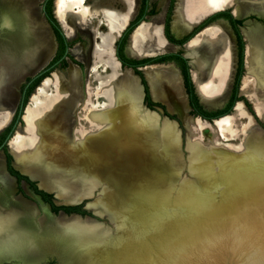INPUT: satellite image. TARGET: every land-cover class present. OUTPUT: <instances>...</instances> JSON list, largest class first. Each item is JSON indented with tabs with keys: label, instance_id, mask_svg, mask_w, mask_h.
<instances>
[{
	"label": "bare ground",
	"instance_id": "obj_1",
	"mask_svg": "<svg viewBox=\"0 0 264 264\" xmlns=\"http://www.w3.org/2000/svg\"><path fill=\"white\" fill-rule=\"evenodd\" d=\"M40 1L41 0H0V11H10L19 14L25 8H29L32 17H34L37 22L33 24L31 38L27 40V42L21 38L19 33L0 34V49L9 48L17 54V56L8 64H0V76L6 71L13 73L15 70L14 74L11 75L10 82L7 86L0 87V130L8 124L13 115L18 98V85L25 77L31 76L41 69L46 62H48L49 58H51L55 49V40L52 31L43 16L38 12L37 5ZM85 1L86 0H52V15L53 18H56L55 20L58 21L59 26L66 31L69 40L73 39L75 30L82 32H88L89 30L90 36H92L90 48L85 52L82 44L75 43L73 44L74 46H71L72 48H70V52L72 57L78 62L80 61V63H84L87 79L99 74L98 72H100V69H103L104 74H107L104 77L106 78L105 80L99 81L95 97L96 99L99 97L104 98V102H107L108 105L105 103L102 104L99 100L95 103H89L88 101L85 105V119L90 123L100 125V130L104 128L109 129V135L117 139L123 135L125 131L123 116L124 113H126L127 105L130 106L132 111H138L141 109L139 85L135 75L129 70L130 68L126 70H123L122 68V71H119L118 61L105 60L101 63L95 62V54H97L99 50V44L96 38H98L99 35L96 31L91 29L88 24L89 22L86 20L90 17L91 10L85 4ZM181 2L182 0H177L174 18L173 16L171 18V22L174 20V29L179 33H182L183 30L186 29L185 27L189 26V24L186 25L183 21L184 17L181 13ZM164 3H166V0H164ZM204 3L210 10H223L226 9L225 7L234 5L231 9H234L233 13L236 17H241L247 12H255L259 15H264V0H204ZM137 8L138 0H133L130 9L124 15H120L114 10H102L109 28L110 40H107V37L103 35L100 37H102V43L104 46L108 45V42L110 44L108 49H104L107 50L106 53H108L109 56H112V38L116 33L122 30L128 20L136 14ZM150 20L151 25L149 28H147V22H140V25L137 24L135 26L137 29L134 28L135 31L133 32V35L131 36L132 32L128 35L126 42L127 48L131 36V44L128 48L129 54L137 56L138 52L136 47L140 40L139 36L146 30H148L150 37L155 41L158 48L159 46L161 48L156 49V52L162 50L165 51V49L169 47L165 39L161 36L158 17H152ZM19 22H22V17L18 23ZM112 34L113 36H111ZM243 34L248 43L247 48L244 49L243 64L244 70H246L244 79L246 80L249 76L257 77V88L264 90V77L262 76L263 66L260 63L257 53L258 46H264V36L256 28L243 30ZM195 35L192 38H194ZM222 35H226L224 34L223 28L220 26H213L204 30L193 41L191 40L192 38H190L191 43L189 45L187 44L188 48L192 51L194 50L193 54L197 56L198 61L195 63V67L196 69L198 68V72L196 73L194 71L193 77L198 85L200 84L199 81L208 75L211 66L210 61L213 60L217 52L222 49V44L224 43H222ZM207 39L213 40L214 43L209 44ZM190 40H188V42ZM127 48H125L126 51ZM150 54H153V52ZM24 64H27L29 68L25 73L21 74L19 68ZM99 64H101V66L99 70H97ZM162 69L167 71V73L174 71L163 67L147 68V71H149L148 80L154 98L160 97V94H158L154 78L151 76L154 73L153 70ZM216 71L219 72V67ZM230 71L231 69H229L228 74L231 73ZM50 76L51 78H49ZM190 76L192 79L191 69ZM229 76L230 75L227 76L228 79ZM53 80L56 84V93L58 96L49 93L47 90ZM87 82H89V80H87ZM227 82V84L225 83L226 87H229V80ZM245 83L246 82H243L241 86V94H245L244 92L247 91ZM80 84L81 71L75 64L69 65V68L67 69V78L57 72L56 69L52 70L48 76L42 78L38 84L39 86H35L33 91L29 94L21 115L22 125L16 126L12 136L7 142V148L9 146V151L15 164L18 165L23 172L29 174L32 178L37 179L39 188L51 191L55 197L57 194L59 200L63 202V204H72L81 202L84 199H91L93 192L101 187L102 195H100L94 202H88L85 208L94 209L95 213L92 212L94 216L108 215L110 220L115 224V233L113 235V233H110L111 231L103 227L102 223L94 221L92 218H88L87 215L80 216L76 213L64 214L63 212H59L55 215H51V220H48L45 216H40L37 223L40 243L48 237L51 238L52 236H56V231L58 233H64L65 236L69 235L75 240V245L88 250L89 256H92L94 260L96 258L104 264L113 263V254H122V250L115 251L112 247L115 246L113 245L115 242L117 244L120 241L121 237L119 236L125 231L127 232L128 229L132 231L133 234H130L129 236L126 235L125 246H123L125 247L124 251L130 248L128 245L129 242H132L142 234L154 231V229L155 232H157L156 234L160 236V239H164L165 245L161 246L168 247L170 245L169 242L172 233L168 228L164 231L163 229L167 225H161L160 221L164 218L168 220L166 223H169V220L171 219L170 213H167L165 210L166 212L164 213H158V215H160L159 217H153L148 211L155 208L154 203H142V198L140 200L138 199L139 201L137 199L133 200V197L131 198L132 200H129L127 197L128 191L126 192V188L123 186L125 185L123 184L125 176H123L121 172L111 173L118 174L119 178V183L117 185L120 186L117 187V189H114L115 191L111 187L106 186L107 184H105L99 177L100 174L104 173L95 171V163H92L91 159L86 155L79 153L76 154V143L67 139L70 128L69 126L71 125L68 120L72 116V110L83 101V90L81 89ZM87 86H89V83ZM125 91L128 92V103H126L123 98H120L121 93ZM173 94V96H175L180 102L183 101L181 89L176 83H173ZM52 99L54 101H52ZM49 102H51V104H49ZM48 104L49 106H47ZM46 106L47 108L45 111L41 114H36L37 110ZM234 106L232 107V110H234L236 114L241 118L248 117L250 120V126L247 129L246 138L250 139V141H256L258 136V126L253 120L252 114L248 111L243 102H237ZM144 114L149 122H154L157 119L152 112L146 111ZM62 117L64 119L63 121ZM115 118L118 119V122L114 120ZM230 118V115H227L218 120L213 119L210 122H214L215 120L216 125L220 131L223 132L224 124H229L228 122ZM197 121L200 122L201 120L197 119ZM23 122L34 131V134H36L35 138L29 139L31 145L29 151L21 148V144L25 139L23 131L27 130L23 125ZM126 122L131 125L133 120L132 118H129ZM173 125L174 124L168 120L162 122L160 131L165 138L172 135L174 130ZM45 131L54 134V140H57V143H53L55 145H51L49 140L46 139L44 136ZM254 132L256 135L252 136ZM87 135L88 134H85V137ZM158 161L160 162L159 159ZM3 166V155L0 154V180L3 181L6 190L9 192L12 189V183L2 174L4 169ZM123 174L127 173L123 172ZM167 174L170 175L171 173ZM133 193L132 196L135 195V198H138V193L136 191H133ZM22 203L26 202L22 201ZM128 203L130 206L126 205ZM18 209L32 213L33 217H35L37 213L36 209L31 204L29 206L25 204L21 205ZM125 227L127 229H125ZM159 242L162 243L160 240ZM140 245H138V247H140ZM43 249H45V246ZM100 250H102V252ZM42 258L43 257L39 256V254L29 256L27 257L25 264H36L41 261Z\"/></svg>",
	"mask_w": 264,
	"mask_h": 264
},
{
	"label": "rangeland",
	"instance_id": "obj_2",
	"mask_svg": "<svg viewBox=\"0 0 264 264\" xmlns=\"http://www.w3.org/2000/svg\"><path fill=\"white\" fill-rule=\"evenodd\" d=\"M44 1L45 0H41L38 3V10L40 9L41 3ZM132 2L133 0L85 1V4L91 10L90 17L86 20L92 23L93 26L89 25L92 30L96 31L94 28L96 27V32L99 35L97 38L98 41L96 40L99 44V50L97 54H95L96 63H101L109 59V55L106 53L107 50L104 49H108L110 44L108 42V45L104 46L102 37H100L103 35L107 37V40H110L109 28L102 10H114L120 15H124L130 9ZM176 2L175 0L173 3V9L175 8ZM139 4L140 0H138V8ZM51 5L52 1L50 3V13L52 15ZM147 5L148 7L154 6V8H158L160 5L162 6V0H148ZM181 10L185 19L198 20V22L206 18V14H212L205 6L204 0H182ZM224 10L232 17L234 16L231 7H227ZM239 19H241V27L240 31H238L239 33L241 32V37H243L242 40L245 39L243 30H250L251 28L258 29L264 36V16L254 12H248ZM218 20L221 19L214 20L210 24ZM56 24L64 38H67L66 31L59 26L57 21ZM150 25L151 20L147 22V28H149ZM78 33L79 30H75L73 39L68 40V42H72V45L75 43H82L83 50L86 52L91 44L87 46V39L84 35ZM111 36H113V34ZM114 37L111 41V55L116 59L114 52L115 41L117 39L114 41ZM243 42L246 44L247 48L248 43L246 39L243 40ZM125 48L127 47L125 46ZM193 52L194 50H187L186 54ZM257 53L260 63L263 66L262 76L264 77L263 45L258 46ZM64 60L65 63L57 64L55 69L67 78V69L73 62L68 57ZM79 68L82 70L80 86L84 93V101L88 99L89 102H93L96 100L93 91H95V88L98 86V82L106 78L101 77L104 74L92 76L90 81V94L87 95L85 92L86 83H84V80H86L85 67L81 64ZM243 71V75L240 77L241 81L239 80L240 88L238 86L236 95L242 96L245 99L249 109L246 108L252 114L253 120L257 123V140L250 141V139L246 138L250 120L248 117L241 118L234 110L229 114H225L230 115L231 118L228 122L229 124H224L223 132L220 131L216 123L213 122L212 124L217 132L210 126V121L201 119L202 121L199 122L193 119L199 116L192 115L189 112L182 121L177 122L169 118L177 122L180 136L184 142L189 134L185 126V123H187L190 125L189 127L195 126L197 129L194 133L190 131L193 139L199 141L201 145L207 147V149L209 148L211 155L216 154L222 156L225 160L218 163L214 162L215 167L208 173H188L183 163L185 162L184 159H182L181 171L170 175L164 172H156V169L160 168V166H158V168H151L154 171L150 172L122 173V175L125 176L123 182L125 185L123 186L126 188V192L128 191L127 197L129 200L132 197L134 198L133 200H140L142 198V203H154L155 208L148 211L153 217H159L160 215H158V213H164L166 211L170 213V216L172 215L169 223H166L168 220L164 218L160 221L161 225H167L163 230L165 231L167 228L170 229L172 235L169 242L170 245L164 247L161 246L163 243L165 244L164 239H160V236L156 234L157 232H155L154 229V231L142 235L151 234L150 236L153 238H159L162 242H159V249L153 246V249L150 251L147 246L137 247L139 245L137 243L141 244L140 237L142 235H140L132 242H129L128 245L130 248L124 251L125 247L123 246H125L126 235L129 236L133 234L132 231L128 229L127 232L125 231L119 236L121 237L120 241L117 244L116 242L113 244L115 246H113L112 249L115 251L122 250V254H113L112 264H116V262L117 264H146V261H154L156 264H264V90L257 88V77L249 76L245 80L246 70H244V66ZM243 82H246L247 91L244 92L245 94H241L240 92ZM47 90L49 93L58 96L54 80ZM17 92L18 100L20 90L18 89ZM99 100H101V98H99ZM52 101L54 100L52 99ZM49 104H51V102H49ZM49 104L47 106H49ZM85 105V102H82L77 108L72 110V116L68 120L71 125L69 126L67 139L74 143L78 142L77 140L79 137L81 140L78 146L75 145V150H77L75 153L87 156V142L84 136V133L88 130L87 123L84 120ZM47 106L37 110L36 114H41L45 111ZM143 107L148 110L157 111L161 117H167L162 115L161 109L159 110V108L150 109L145 105ZM63 120L62 117V121ZM20 125H22L21 121ZM23 125L27 130H22L25 139L21 144V148L29 151L31 148L29 139L35 138V135L30 127L25 123ZM2 130H0V133ZM73 135L76 141L70 139ZM254 135H256L255 132L252 136ZM44 136L49 140L51 145L57 141L54 140L55 137L52 132L45 131ZM5 148L7 150V147ZM108 155H114V153L110 152ZM182 155L184 157L186 155L183 150ZM13 160L14 159L11 157L13 166L20 169ZM119 160L120 158L112 159L111 166L115 168L114 170L127 171L126 169L133 168L129 163H120ZM129 160V157H124L125 162ZM123 164L125 165L123 166ZM20 171L25 173L21 169ZM27 175L32 178L29 174ZM99 177L107 184L106 186L111 187L113 190L120 186L117 185L119 183L118 174L104 173L100 174ZM32 180L38 182L37 179L32 178ZM21 186L22 187L19 188L18 191L22 193V188H24L26 195H23V197L30 200L31 205L37 211L34 217L37 226L40 216H45L48 220H51V215L58 213L52 212L47 203H44L39 197L35 196L33 192L28 191L24 183H22ZM12 187L11 192H5L4 186L0 182V196L4 199L9 198V200L11 199L10 201H13L19 193L15 191V184H13ZM133 191L138 193V198H135V195L132 196V194H134ZM48 192L51 193L50 199L54 205L63 203L59 200L57 194L56 199L51 191ZM100 195H102L101 187L93 192L91 199H84L82 200L83 202L81 201V209L85 210L86 213L84 215H87L88 218H92L94 221L102 223L103 227L107 228L111 231L110 233L114 235L115 224L109 221L108 215H97V217L92 214V212L95 213L94 209H84L88 202H94ZM126 205L130 206L129 203ZM125 229L127 228L125 227ZM43 245L45 249H43ZM157 249L159 251L158 253L153 252ZM100 251L102 252V250ZM38 254L43 258L36 264H104L98 259L95 258L94 260L92 256H89V252L85 248L75 245V240H73L71 236H65L64 233H58L57 231L56 236H52L51 238L48 237L40 243L38 251L31 256Z\"/></svg>",
	"mask_w": 264,
	"mask_h": 264
},
{
	"label": "crops",
	"instance_id": "obj_3",
	"mask_svg": "<svg viewBox=\"0 0 264 264\" xmlns=\"http://www.w3.org/2000/svg\"><path fill=\"white\" fill-rule=\"evenodd\" d=\"M166 3H168L167 0H166ZM166 3H164V1L162 0V6L160 5L158 8H154L155 13L152 15L145 16V19L142 21L148 22V21H150V19L152 17L157 16L158 20L160 22L159 29H160L161 36L165 39V41L169 45V47L167 49H165V51L162 50V51L156 52V49H159L160 46L158 48L155 41H153L152 37H150V35H149L150 33L148 32V30H146L141 34L142 36L141 35L139 36L140 40L138 41V44L136 47V50L138 52L137 56L133 55V54H129L128 48L130 47V44H131V36L133 35V32L135 31V29H137V28H135L133 30L131 36H130L129 46L127 48V51L124 49L123 53L128 58L138 60V59H142V58H151V57H155L157 55L166 54V53L179 52L180 55L186 59L189 77H190L191 82L193 79L192 85L194 88V93L197 97L198 104H200L206 110H214V109L222 106L230 94L233 76H234L235 67H236V61H237L236 39H235L234 32H233L231 26L229 25L228 21H226L223 18H218L221 20H218L212 24H209V23L213 22L214 20L209 22L208 26H206L207 25L206 24L205 25L206 27L204 26L205 28L202 27V28H204L202 31H200L202 28L200 30H198L200 32L197 35H195V34L198 31L194 34L195 37L191 39L192 41L195 38H197V36L199 34H201L204 30H206L210 27H213V26L222 27L224 34H226V35H222L223 37H221L222 43L224 42L222 44L221 51H218L217 54L215 55V57L213 58V60L210 61L211 66H210L208 75H206V76L204 75L205 77L199 81L200 84L198 85L196 83V81L194 80V77H193V72L194 71L196 73L198 72V70H197L198 68L196 69V67H195V63H197V61H198L197 56L193 53L186 54L187 50H191L188 48V45L191 43V40L187 43L188 45L187 44L185 45V43L192 36L182 44H175V43L169 42L164 37L163 24H164L165 11L167 8ZM232 6H234V5H232ZM232 6H230V7L232 8ZM225 8H227V7H225ZM175 9H176V5H175L174 11H173V18H174ZM208 10H210V9H208ZM233 10H232V12H233ZM210 11L212 13H214V12L221 11V10H210ZM181 13L184 17L183 21L185 22L186 25L189 24V26H186L185 27L186 29H184L182 33H179L173 27L174 20L171 22V14H170V20L168 22V31L170 34H172L174 36V38H181L183 35L188 33L194 25H196L198 23V20L195 21V20H191V19L190 20L185 19V16H184L182 10H181ZM247 13H245L244 15H246ZM210 14L211 13L206 14V15L208 16ZM233 15H234V13H233ZM244 15H242L241 17H243ZM261 16H264V15H261ZM241 17L235 16L234 18L239 19ZM132 18H130V19H132ZM215 20H217V19H215ZM240 27H241L240 25H237V28L239 31H240ZM122 30H120L118 33L115 34L114 41L116 39H118ZM240 34H241V32H240ZM207 40H208L207 42L209 44L214 43L213 40H211V39H207ZM126 42H127V38H126ZM224 45H225V47H224ZM125 46H126V43H125ZM125 46H124V48H125ZM152 52H153V54H150ZM224 52H225V54H224ZM108 60L109 61H118L117 59H114L112 56L111 57L109 56ZM81 63L84 65L83 62H81ZM150 64H157V65H150ZM118 65H119L118 68H119L120 72L122 71V68H123V70L130 68V67H128V68L122 67L120 65L119 61H118ZM147 65H150V66H147ZM100 66H101V64H99V67L97 70H99ZM145 66L147 68L163 67V68H169V69L174 70V71H172L173 73L172 72L167 73V71H165L163 69L162 70H153L154 73L152 74L151 77L154 78V83L156 85L158 94H160V97L154 98L152 96L151 85H150V82L148 80V72L149 71H147V68ZM84 67H85V65H84ZM218 67H219V72L216 71ZM137 69L140 71V73H141V75L145 81L150 100L153 102H157V103L161 104L162 106H164L165 110L168 113L173 114L179 121H182L188 115V112L190 110V106L188 104L187 96H186V93L184 90L181 74H180L178 68L174 65V63L171 61L152 62V63H148V64L138 66ZM190 69H191L192 79L190 76ZM229 69H231L230 74H228ZM129 70L134 74V72L131 68ZM80 71L82 74L81 69H80ZM102 71H103V69H100V72H98V73L104 74V71L103 72ZM226 74L230 75L229 79L227 77L228 75H226ZM85 75H86V70H85ZM106 75L107 74L105 73L101 77H105ZM134 75H135L137 83L139 85L141 109L138 111H132L130 106L127 105L128 107H127L126 113H124V116H123V124H125L124 125L125 131H124L123 135H121L119 138L116 139L115 137L109 135L110 134L109 129L104 128V129L100 130V128H101L100 125H96V124H93V123H90L89 121H87L85 119L86 110L84 108V120L87 123V129H88L87 132L84 133V136H85V134H88L85 137L86 138L85 140L87 142V151L86 152H87V157L91 159L92 163H95V166H94L95 171H99L101 173H112V172H121V173H123V172L124 173L141 172V173H144V172L154 171L151 168H158V166H160V168L156 169V172H164V173L174 174L176 172L181 171L182 161H183L182 159H184L185 162H183V163H184L185 169L188 173H208V172H211V170L215 167L214 162L218 163V162L225 160V158L222 156H219L216 154L211 155V151L209 150V148L207 149V147L202 146L199 141H197L191 137L190 131H192L193 133L195 131H197L195 126L189 127L190 125H187V123H185V126L187 127L189 134H188V136L184 142L180 136V130L177 127L176 121H172V120L168 119L167 117H161L158 114V112L151 111V110L144 108L143 107L144 105L142 103L143 86L140 82L139 76L137 74H134ZM49 78H51V76ZM227 79L229 80V87H226V84L228 83ZM87 80H89V82H87ZM90 81H91V78L87 79V76H86V80H84V83H86V84L89 83V86H87L85 84V86H86L85 92L87 93V95L90 94ZM173 83H176L177 85H179V87L181 89V94L183 97L182 102H180L178 99L175 98V96H173L174 95L173 94ZM98 86H99V82H98ZM98 86L95 88V91H93V95H94L95 99H96V97H95L96 89L98 88ZM99 98H101V100H99ZM99 98L96 99L95 101L89 102V103H95V102H97V100L102 102V104L105 103L104 98H102V97H99ZM120 98H123L125 100V102L128 103V92L127 91L122 92ZM82 102H85V104H86L88 102V99L84 101V98H83ZM105 104L108 105L107 102ZM146 111L152 112L157 119L154 122H149L147 120V118L145 117L146 115L144 114V112H146ZM129 118H132V120H133L131 125L126 122V121H128ZM193 119L197 120V119H200V117L199 118L195 117ZM114 120H116V122H118V119L115 118ZM164 120H168L174 124L173 125L174 130L172 132V135L169 136L168 138H165L160 131V129L162 127V122ZM119 122H121V121H119ZM212 123L213 122H211L210 126L216 131V128L213 126ZM214 123H215V121H214ZM133 124H134V127H133ZM132 127H133V129H132ZM137 127L139 130L137 129ZM137 130H138V132H137ZM141 132H142V134H141ZM33 133H34V131H33ZM34 135L36 136V134H34ZM67 138H68V136H67ZM70 139H73V141L74 140L76 141V139L74 138V135ZM80 140L81 139L78 137V140H77L78 142H75L77 144V146L80 144ZM182 150L185 151V153H186L185 157L182 155ZM110 152H113L114 155H108ZM124 157L125 158L129 157L130 160L125 162ZM116 158H120V160H119L120 163H122V162L123 163H129L130 166L133 168L126 169L127 171H123V170L122 171H116V170H114L115 168H112L111 163H112V159H116ZM158 159L160 160V162L158 161ZM124 165L125 164H123V166ZM46 192H48V191H46ZM35 196H37V195H35ZM171 217H172V215H171ZM108 219L112 223L109 216H108ZM150 235H144V236L142 235L140 237L141 245L140 244L139 245L140 246H147L150 251H151V249H153V246L158 247V249H159V238L155 239ZM163 245H165V244L163 243ZM158 249L156 251H153V252L158 253L159 252ZM153 263L156 264V262H154V261H146V264H153Z\"/></svg>",
	"mask_w": 264,
	"mask_h": 264
},
{
	"label": "trees",
	"instance_id": "obj_4",
	"mask_svg": "<svg viewBox=\"0 0 264 264\" xmlns=\"http://www.w3.org/2000/svg\"><path fill=\"white\" fill-rule=\"evenodd\" d=\"M51 1L52 0H45L44 1L46 3V8L43 9V13H44L46 21L48 22V24L51 28L52 33L54 35V39L56 41L55 52H54L53 56L51 57V59H49V61L41 69H39L33 76L25 77L26 80L24 79V81L20 84V86H19L20 93H21V90L23 89L22 97L19 100V102L17 103V107H16V109L12 115L10 123L6 127L3 128L0 135L4 132L10 130L12 128L11 126L13 125V123L15 121L20 122V118L18 117L19 104L23 105L25 103L26 98L33 91L34 87L39 84V81H41L43 77L48 76L49 72L52 69H54L57 64H64L65 63V60H64L65 57H68L73 62V64L75 63L79 67H81L80 62L74 60L73 57L68 52L65 53L66 48L70 44L72 46V42H68L65 40L62 32L60 31L58 25L56 24V21L52 17V15L50 13ZM174 1L175 0H168L167 8L165 11L164 24H163V34H164V37L166 38V40L169 42H172L175 44H182L185 41H187L191 36L193 37V35L198 30H200L202 27H204L206 24L209 25L210 24L209 22H211L215 19H218V18H223L226 21H228V23L231 26V28L234 32V35H235L236 50H237V61H236V67H235V72H234V76H233L230 94H229L227 100L223 103V105L220 108H217L214 110H206L200 104H198L197 97L194 93L193 85H192L190 77H189L186 59L183 58L179 52L166 53V54L157 55L155 57L142 58V59H138V60L128 58L124 55L123 46L125 44L126 38H128V35L130 34V32H133L132 30L135 28V26L137 24L140 25L143 22L142 20L145 19V16L152 15L155 13L154 6L148 7V5H147L148 0H140L139 8H138L136 14L134 15V17L132 19H130L128 21L126 26L121 31V34L119 35L118 39L115 41L114 55L122 67H126V68L130 67L133 70V72L139 76L140 82L143 86V99H142L143 105H145L147 108H150V109L159 108V109H161L162 115L167 116L168 119L170 118V119L176 120L177 122L179 121L173 114L168 113L165 110L164 106H162L161 104H159L157 102H153L150 100L145 81H144L140 71L137 69L138 66L148 64V63H152V62L171 61L178 68V70L181 74L184 90H185V93L187 96L188 104L190 106L189 113H191L192 115L199 116L200 119L202 118L204 120L211 121V119L212 120L213 119L218 120L222 117L227 116L225 114H229L232 111V107L234 106V104L236 105L237 102L243 101L245 106L248 108V104H246L245 99L242 96L236 95L238 86L240 88V84H239L240 77H242L241 75H243L242 71H243V66H244V64H243L244 63V49L246 48L245 47L246 44L242 40L243 37H241V34L239 33L238 28H237V25L241 24V19L233 18L225 10L217 11V12H214V13L208 15L206 18L202 19L200 22H198L196 25H194L188 33L183 35L181 38H174V36L172 34H170L168 31V22L170 20V14L172 16V11L174 10L173 9ZM243 73H244V71H243ZM239 100H241V101H239ZM222 115H224V116H222ZM174 120H172V121H174ZM5 147H6L5 144H3V146L0 149H1V151L5 157V166H6L7 172L15 178L17 183L20 180H24L26 183H28L31 191L33 193L39 195L41 200L44 203H47L49 205V208L52 212H57V211L61 210L67 214L74 212L76 214L78 213L80 215H84L86 213L85 210L81 209L83 201L78 203V204H75V205H54L50 199L51 193H48L42 189H38L35 185V181L29 179L26 175L20 173L17 169H14L12 167V165H11V157L12 156H10V154L8 153V151L6 150Z\"/></svg>",
	"mask_w": 264,
	"mask_h": 264
},
{
	"label": "clouds",
	"instance_id": "obj_5",
	"mask_svg": "<svg viewBox=\"0 0 264 264\" xmlns=\"http://www.w3.org/2000/svg\"><path fill=\"white\" fill-rule=\"evenodd\" d=\"M22 17V22H19ZM37 23L31 10L25 8L17 14L0 11V34L19 33L27 42L31 38L33 24ZM17 56L9 48L0 49V64H8ZM38 56V54H37ZM29 66L22 65L19 72L25 73ZM6 71L0 76V87H6L11 75ZM40 246L38 227L32 213L15 208L11 203H0V264H25L27 257L36 253Z\"/></svg>",
	"mask_w": 264,
	"mask_h": 264
},
{
	"label": "flooded vegetation",
	"instance_id": "obj_6",
	"mask_svg": "<svg viewBox=\"0 0 264 264\" xmlns=\"http://www.w3.org/2000/svg\"><path fill=\"white\" fill-rule=\"evenodd\" d=\"M43 9H45L46 8V3L45 2H43ZM51 9H52V5H51ZM169 64V63H168ZM22 92H23V89L21 90V93H20V96H19V100L21 99V97H22ZM29 96V95H28ZM19 100H18V102H19ZM15 123V122H14ZM13 123V124H14ZM13 126V125H12ZM11 126V127H12ZM12 130V128L10 129V130H8V131H6V132H4V133H2L1 135H0V148L3 146V144H4V140H5V138L7 137V135H8V133L10 132ZM13 134V133H12ZM14 136V135H13ZM7 151H8V153L10 154V152H9V150H8V148H7ZM0 154H2L3 155V162H4V166H3V175L6 177V178H8L9 180H10V182L12 183V186H13V184H15V191L17 192L18 191V189L19 188H21L22 186H21V184L22 183H24V182H21L22 180H20L18 183L16 182V180H15V178L12 176V175H10L8 172H7V170H6V166H5V157H4V154L2 153V151L0 152ZM10 156H11V154H10ZM12 162V161H11ZM13 162H14V160H13ZM15 163V162H14ZM15 168H17V167H15ZM18 169V168H17ZM19 171H20V169H18ZM21 172V171H20ZM24 181V180H23ZM0 182L3 184V186H4V190H5V192H8L7 190H6V187H5V185H4V183H3V181H1L0 180ZM36 182V181H35ZM25 184V187H26V189L28 190V191H31V189H30V187H29V185H28V183H24ZM37 185H38V182H37ZM13 188V187H12ZM22 190H23V192L21 193L20 191H18V193H19V195L13 200V201H10L9 200V198H7V199H4L2 196H0V203H4V201L5 202H7V203H11L12 204V206L13 207H15V208H19V207H21V205H30L31 204V201L30 200H28V199H25V197H23V195H26V193H25V191H24V188H22ZM11 191H12V189H11ZM11 191H9V192H11ZM32 192V191H31ZM35 194V193H34ZM35 195H37V194H35ZM39 198H40V196L39 195H37ZM41 199V198H40ZM3 200V201H2ZM16 201V202H15ZM21 201V202H20ZM22 201H24V202H26V203H22ZM20 203H22V204H20Z\"/></svg>",
	"mask_w": 264,
	"mask_h": 264
},
{
	"label": "water",
	"instance_id": "obj_7",
	"mask_svg": "<svg viewBox=\"0 0 264 264\" xmlns=\"http://www.w3.org/2000/svg\"><path fill=\"white\" fill-rule=\"evenodd\" d=\"M43 2L41 3V5H40V9L38 10V12L43 16V18L45 19V16H44V13H43ZM53 17V16H52ZM45 21H46V19H45ZM56 21V20H55ZM47 22V21H46ZM58 23V22H57ZM47 24H48V22H47ZM90 26H93L92 25V23L91 22H89L88 23ZM49 25V24H48ZM50 27V26H49ZM95 28V30L97 31V29H96V27H94ZM51 29V28H50ZM79 33L80 34H82V35H84V37L87 39V46L88 45H90L91 44V37L92 36H90V33H89V30H88V32H82V31H79ZM53 34V33H52ZM66 39V41H68L69 39L68 38H65ZM97 39V38H96ZM75 42H78V41H75ZM82 44V43H81ZM70 46H71V44H70ZM70 46L69 47H67L66 48V50H65V53L66 52H68L71 56H72V54H71V52H70ZM125 49V48H124ZM124 49H123V51H124ZM53 54H54V52H53ZM53 54H52V56H53ZM51 56V57H52ZM66 58V57H65ZM49 59H51V58H49ZM73 59L74 60H76L74 57H73ZM49 61V60H48ZM77 61V60H76ZM47 63V62H46ZM55 69V68H54ZM54 69H52V70H54ZM51 70V71H52ZM50 71V72H51ZM50 72H49V74H50ZM36 73V72H35ZM34 73V74H35ZM34 74H32L31 76H33ZM48 74V75H49ZM44 78V77H43ZM25 79V78H24ZM24 79H23V81H24ZM22 81V82H23ZM21 82V83H22ZM40 82V81H39ZM20 83V84H21ZM192 83V82H191ZM20 84L18 85V89H19V86H20ZM37 86V85H36ZM17 89V90H18ZM194 89V88H193ZM28 98V97H27ZM17 103H18V100H17V102H16V106H15V109H16V107H17ZM25 104H26V102L22 105V104H19V109H18V117L20 118V121H21V115H22V111H23V109H24V106H25ZM221 107V106H220ZM220 107H218V108H220ZM15 109H14V111H15ZM217 109V108H216ZM14 113V112H13ZM12 118V117H11ZM11 118H10V120H9V122H8V124L10 123V121H11ZM212 120V119H211ZM7 124V125H8ZM17 124V125H16ZM6 125V126H7ZM5 126V127H6ZM16 126H21L20 125V122H16L15 121V123L13 124V126H12V130L8 133V135H7V137L5 138V140H4V144H5V146L7 147V142H8V140H9V138L12 136V133L14 132V130H15V128H16ZM0 152H1V149H0ZM11 165H12V167L14 168V169H17V168H15L14 166H13V164L11 163ZM18 170V169H17ZM19 171V170H18ZM20 172V171H19ZM20 173H22V172H20ZM22 174H24V175H26L29 179H31L32 180V178H30L27 174H25V173H22ZM21 182H24L25 183V181H21ZM35 185H36V187L38 188V189H41V188H39L38 186H37V182H35ZM43 190V189H42ZM44 191H46V190H44ZM49 193V192H48ZM78 203H80V202H76V203H72V204H63V203H60V204H58V205H75V204H78ZM84 209H86L85 207H84ZM51 212V211H50ZM58 213L59 212H62L61 210H59V211H57ZM64 213V212H63ZM72 213H74V212H72ZM64 214H67V213H64ZM69 214H71V213H69ZM78 214V213H77ZM80 215V214H79ZM81 216V215H80Z\"/></svg>",
	"mask_w": 264,
	"mask_h": 264
}]
</instances>
